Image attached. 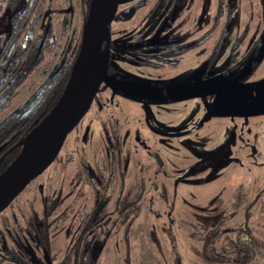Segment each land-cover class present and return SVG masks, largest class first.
I'll return each instance as SVG.
<instances>
[{"label": "rangeland", "instance_id": "rangeland-1", "mask_svg": "<svg viewBox=\"0 0 264 264\" xmlns=\"http://www.w3.org/2000/svg\"><path fill=\"white\" fill-rule=\"evenodd\" d=\"M92 1L47 2L49 51L13 92L0 121L24 112L43 84L69 63ZM139 1L141 7L109 26V44L114 46L108 66L127 80L107 76L102 81L52 164L1 213L0 264H12L3 259L5 249L26 252L32 262H42L34 241L28 240L22 229L31 213L40 217L43 198L59 202L47 231L46 253L51 264L62 258L74 216L92 207V191L75 185V162L82 156L92 175L101 177V162L111 135L120 145L127 167L121 193L141 185L142 198L129 230L128 253L120 229L108 230L110 236L104 240L100 236V242L92 247L91 253H98L97 264H173L164 234L169 219L178 263L202 264L192 254L199 243L179 222L192 223L202 213L218 210L221 215L233 212L226 223L233 226L244 204L254 199L248 224L259 235L264 234V95L217 110L235 102L246 86L264 80V58L251 70L253 49L264 41V0L229 1L234 13L230 30L209 70L206 58L218 34V29L208 32L216 0H118L116 14ZM242 32L245 37L232 51ZM134 36L140 40L131 42ZM181 45L193 46L174 57L175 66H145L158 64L147 56ZM230 54L235 61L243 59L233 69L228 64ZM199 90L214 92L185 96ZM149 153L160 161L159 167ZM116 186L113 182L104 192L107 211L112 210ZM162 190L165 200L160 198Z\"/></svg>", "mask_w": 264, "mask_h": 264}, {"label": "trees", "instance_id": "trees-1", "mask_svg": "<svg viewBox=\"0 0 264 264\" xmlns=\"http://www.w3.org/2000/svg\"><path fill=\"white\" fill-rule=\"evenodd\" d=\"M12 1V4L15 2L16 4L11 9L16 8L20 2V0ZM48 1L28 0L25 2L23 10L20 11L22 17L16 21L11 34L12 38L9 44L13 40L14 43L10 60L0 71L5 76V80L0 77V85L8 83L10 75L15 73V79L11 82V85L13 87L17 86L20 84V81L16 79L17 76L20 75L21 81H24L43 62L44 53L49 51L48 38L50 35V25L47 22L43 25L47 27L44 43L37 56H35V53L37 52L38 41L41 37V34L38 35L37 33L40 28H43L42 22L45 14L48 13L46 9ZM229 1L231 0H216L215 13L212 17V24L208 32L218 29V34L206 58L205 68L207 70L214 65V62L220 55L222 47L225 45L228 31L230 30V22L234 13L232 5L231 9L228 7ZM52 6H54L53 2ZM141 6L142 3L140 4V1L133 4L121 13L116 14L113 22H118L121 18L131 15L135 9ZM54 10V8H51L50 12L54 13ZM245 35V32L240 33L232 44V51L238 47ZM22 39L25 41L24 44L20 43ZM139 40L138 36L131 38V42H138ZM198 40L194 41L193 44H197ZM127 42L129 41H126L124 44L126 45ZM113 46V44H109V57L110 50ZM192 46L181 45L178 47H169L152 56H147L155 62H158V64H143L151 68H158L164 64L175 66L177 61L174 57L185 53ZM77 49L78 44L73 51L69 63L58 75L43 84L35 93L33 101L23 113L10 115L0 122V157L6 153L0 159V173L16 157L26 135L48 113L56 102L65 85ZM258 49L259 44L253 49L254 52L251 60L252 72L262 60H256ZM1 52L3 53L4 50ZM241 61H235L234 55L230 54L228 61L230 69L235 68ZM12 69L14 72H12ZM117 73L108 66L106 77L116 76L125 81L127 80L125 76L120 73L118 75ZM7 99H9V96ZM8 105L9 101H4L0 106V112ZM150 156L155 165L159 167L160 161H158L157 157L152 153ZM100 171L101 177L92 175L85 159L82 156L77 157L74 171L75 185L80 184L92 191V207L87 211H79L74 216L73 231L67 239L62 258L55 264H97L98 253L93 255L91 253L92 247L100 242V236H102L101 240L107 239L110 236L108 230L111 231L113 229H120L126 254L128 253L129 230L140 210L142 188L141 185H138L136 189H129L125 193H121L127 167L121 155V147L113 135L106 141V153L102 159ZM113 182L117 185V191L112 201V210L107 211L106 205L108 199L104 200V192ZM160 198L165 200L163 190L160 192ZM255 202L256 199L244 204L240 217L233 226L226 225L230 216L233 215V212L221 215V211L218 210L211 213H202L192 223L179 222L188 235L199 243L198 249H192L194 257L202 264H264V234L259 235L248 224L251 218V209ZM58 207L59 202L57 199H41L40 217L37 218L31 213L26 225H24L22 231L28 235V240L34 241L37 249L44 247L47 250V231L53 216L57 214ZM261 207L262 212H264V206ZM169 220V225L164 230V234L169 242L171 261L173 264H179V256L170 229L172 220ZM6 254L4 258L13 264H36L30 260V256L26 252L19 254L7 249Z\"/></svg>", "mask_w": 264, "mask_h": 264}, {"label": "water", "instance_id": "water-1", "mask_svg": "<svg viewBox=\"0 0 264 264\" xmlns=\"http://www.w3.org/2000/svg\"><path fill=\"white\" fill-rule=\"evenodd\" d=\"M118 0H93L85 20L75 58L65 85L48 113L31 129L20 145L16 157L0 173V214L27 185L41 175L55 160L68 134L89 109L109 65V26L116 15ZM44 36L39 43L40 49ZM6 53L4 59L8 56ZM264 57V42L256 60ZM210 90L192 91L187 97L203 96ZM264 95V80L246 86L236 101L219 107L222 111L245 104ZM173 98V97H172ZM179 99V98H178ZM211 112H213L211 110ZM46 264H50L42 249Z\"/></svg>", "mask_w": 264, "mask_h": 264}, {"label": "flooded vegetation", "instance_id": "flooded-vegetation-1", "mask_svg": "<svg viewBox=\"0 0 264 264\" xmlns=\"http://www.w3.org/2000/svg\"><path fill=\"white\" fill-rule=\"evenodd\" d=\"M28 0H20V2H19V4H18V6L16 7V8H12L11 9V7H13L15 4H16V2L15 3H13L12 4V0H0V71L2 70V68L7 64V62L10 60V56H11V51H12V47H13V43H14V40L9 44V42H10V40H11V34H12V31H13V29H14V27H15V24H16V21H18V19H20L21 17H22V13L20 12V11H22L23 10V8H24V6H25V2H27ZM9 9V10H8ZM46 15L47 14H45V18H46ZM45 18H44V20H43V22H42V26L43 25H45V23H46V21H45ZM8 31V32H7ZM46 33H47V27H44L43 26V28L41 29H39L38 30V35H40L41 37H40V39H39V41H38V45H37V52L35 53V56H37L38 55V52L41 50V47H42V45H43V43H44V40H45V37H46ZM37 35V36H38ZM44 36V39H43V41H42V44H41V47H40V49H38V46H39V43L41 42V40H42V37ZM23 40V39H22ZM22 40L20 41V43L21 44H24L25 43V41H23V43H22ZM264 42V41H263ZM260 48V47H259ZM4 50V52L2 53L1 51H3ZM9 51V54H8V56L4 59V57H5V55H6V53ZM264 58V57H263ZM12 72H14V70L12 69ZM22 73H24V72H22ZM16 74L15 73H12L11 75H10V80L8 81V83H6L5 85H0V106L3 104V102L4 101H9L10 102V99H11V97H12V94H13V92L17 89V87L20 85V84H22L24 81H21V76L19 75V76H17V80L18 81H20L19 83L20 84H18L17 86H15V87H13V85H11V82H13L14 81V79H15V76ZM0 77H2L3 79H4V74L3 73H0ZM5 80V79H4ZM1 82V81H0ZM8 96H9V99H7L8 98ZM167 104V103H166ZM8 107H9V105L5 108V109H3L1 112H0V114L3 112V111H5L6 109H8ZM26 110V109H25ZM23 113V112H22ZM13 115V114H12ZM16 115H18V114H16ZM8 116H10V115H8ZM7 116V117H8ZM6 117V118H7ZM5 119V118H4ZM2 121V120H1ZM0 121V122H1ZM6 154V153H5ZM4 154V155H5ZM3 155V156H4ZM3 156L2 157H0V159H2L3 158ZM1 215V214H0ZM42 249H44L45 250V248L44 247H39V253H40V255H41V258H42V262L41 263H37V264H46L45 263V261H44V259H43V256H42ZM46 252H47V250H45ZM6 252H7V249H5L4 250V257L7 255L6 254ZM48 256V255H47ZM3 257V259H5ZM6 260V259H5ZM10 262V261H9ZM11 263V262H10ZM13 264V263H12Z\"/></svg>", "mask_w": 264, "mask_h": 264}]
</instances>
